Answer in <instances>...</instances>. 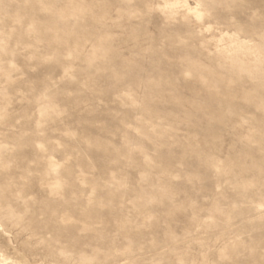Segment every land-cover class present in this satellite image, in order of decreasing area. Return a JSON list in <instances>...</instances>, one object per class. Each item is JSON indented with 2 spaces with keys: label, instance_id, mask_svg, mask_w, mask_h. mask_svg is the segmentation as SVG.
<instances>
[{
  "label": "rangeland",
  "instance_id": "374dc122",
  "mask_svg": "<svg viewBox=\"0 0 264 264\" xmlns=\"http://www.w3.org/2000/svg\"><path fill=\"white\" fill-rule=\"evenodd\" d=\"M0 253L264 264V0H0Z\"/></svg>",
  "mask_w": 264,
  "mask_h": 264
},
{
  "label": "bare ground",
  "instance_id": "6f19581e",
  "mask_svg": "<svg viewBox=\"0 0 264 264\" xmlns=\"http://www.w3.org/2000/svg\"><path fill=\"white\" fill-rule=\"evenodd\" d=\"M0 264H16L12 260H9L8 258H5L1 253H0Z\"/></svg>",
  "mask_w": 264,
  "mask_h": 264
}]
</instances>
